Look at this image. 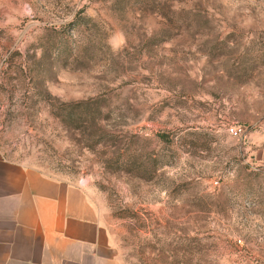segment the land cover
I'll list each match as a JSON object with an SVG mask.
<instances>
[{
	"label": "rangeland",
	"instance_id": "1",
	"mask_svg": "<svg viewBox=\"0 0 264 264\" xmlns=\"http://www.w3.org/2000/svg\"><path fill=\"white\" fill-rule=\"evenodd\" d=\"M0 156L117 264H264V0H0Z\"/></svg>",
	"mask_w": 264,
	"mask_h": 264
},
{
	"label": "crops",
	"instance_id": "2",
	"mask_svg": "<svg viewBox=\"0 0 264 264\" xmlns=\"http://www.w3.org/2000/svg\"><path fill=\"white\" fill-rule=\"evenodd\" d=\"M0 264H117L82 188L0 156Z\"/></svg>",
	"mask_w": 264,
	"mask_h": 264
}]
</instances>
